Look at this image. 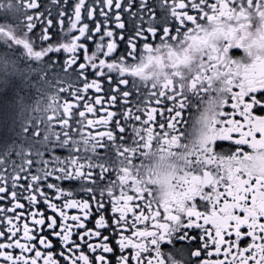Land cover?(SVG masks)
<instances>
[{"label": "snow or ice", "instance_id": "6c2138e0", "mask_svg": "<svg viewBox=\"0 0 264 264\" xmlns=\"http://www.w3.org/2000/svg\"><path fill=\"white\" fill-rule=\"evenodd\" d=\"M0 99V264H264V0H0Z\"/></svg>", "mask_w": 264, "mask_h": 264}, {"label": "flooded vegetation", "instance_id": "af4514ba", "mask_svg": "<svg viewBox=\"0 0 264 264\" xmlns=\"http://www.w3.org/2000/svg\"><path fill=\"white\" fill-rule=\"evenodd\" d=\"M44 2L47 3L48 0H44ZM55 11L56 9L55 7H53V14L55 13ZM13 115L14 114L12 113L10 109L9 110L5 109L4 102L2 99H0V137H2L4 133L5 121H8L10 123ZM39 115H41V113L36 114L37 117H39ZM63 155H66V153H63Z\"/></svg>", "mask_w": 264, "mask_h": 264}, {"label": "rangeland", "instance_id": "374dc122", "mask_svg": "<svg viewBox=\"0 0 264 264\" xmlns=\"http://www.w3.org/2000/svg\"><path fill=\"white\" fill-rule=\"evenodd\" d=\"M55 14V13H54Z\"/></svg>", "mask_w": 264, "mask_h": 264}]
</instances>
